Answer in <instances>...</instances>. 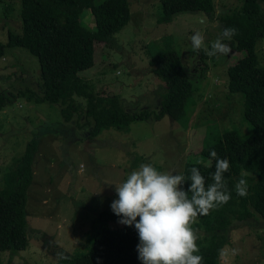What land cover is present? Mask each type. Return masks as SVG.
Listing matches in <instances>:
<instances>
[{"label": "rangeland", "instance_id": "1", "mask_svg": "<svg viewBox=\"0 0 264 264\" xmlns=\"http://www.w3.org/2000/svg\"><path fill=\"white\" fill-rule=\"evenodd\" d=\"M131 19L110 45L98 44L99 64L81 75L101 94L118 95L127 113H160L165 87L155 76L150 60L165 51L179 53L194 84L196 107L188 109L190 127L185 130L171 117L135 122L128 135L107 131L90 138L85 128L86 101L78 99L80 111L64 123L58 105L37 103L41 96V69L36 56L24 48H8L0 60V94L9 104L0 112V190L4 175L20 164L32 140L33 178L26 205L28 247L0 252V264H57V253L76 256L89 250L98 217L117 199L119 184L141 164L161 172L183 174L187 159L199 151L209 131L214 137L236 131L246 138L251 129L243 120L240 94L228 90V69L246 56L231 49L228 55L206 57L192 50L191 36H204V47L220 36L223 15L238 8L242 0H215V12L178 14L172 24H160L162 0H129ZM264 9V4H263ZM84 25L97 29L90 9L82 13ZM22 34L21 0H0V41ZM255 53L264 66V39ZM32 95V98H30ZM79 116L81 118L79 119ZM221 133V134H219ZM196 158V157H195ZM225 232L227 245L220 264H264V219L253 212ZM192 223L197 240L207 236Z\"/></svg>", "mask_w": 264, "mask_h": 264}, {"label": "trees", "instance_id": "2", "mask_svg": "<svg viewBox=\"0 0 264 264\" xmlns=\"http://www.w3.org/2000/svg\"><path fill=\"white\" fill-rule=\"evenodd\" d=\"M263 4L264 0H242L238 8L221 18L224 28L237 30L228 39L231 49L246 53L228 69V90L230 94L242 96L243 120L251 133L242 138L236 131H228L210 143L211 135L207 131L202 148L192 151L190 154L194 157L185 163L183 175L187 178L191 168L197 167L205 177L206 187L213 182L210 173L215 171L216 160L210 156L211 150L230 163L224 179L231 198L201 217L200 224L208 235L197 241L199 251L194 254L203 257L202 264H220L227 245L225 232L235 220L251 217L250 207L264 219V66L259 64L255 53L257 42L264 39ZM161 5L158 22L168 25L178 14L212 15L216 8L215 0H162ZM85 9L95 15L96 30L84 25L81 16ZM21 18L22 34H9L7 44L0 41V60L8 48H24L36 56L41 69V96L35 100L58 105L64 123L74 119L81 108L77 100L83 99L86 101L84 127L91 129L92 140L107 131L128 135L133 123L160 121L166 116L185 130L190 127L196 107L194 84L175 50L162 52L150 60L155 76L165 87L160 113H127L118 95L97 92L95 85L81 75L99 64L98 44L113 43L115 36L130 22L129 0H21ZM8 104L7 97L0 94V112ZM190 106L192 112L188 118ZM36 143V139L32 140L20 164L4 175V187L0 190V252L22 251L28 247L26 205ZM198 160L203 163L197 164ZM241 177L248 184V194L243 197L235 191ZM190 184L186 180L181 187L187 190ZM188 195L190 198L191 193ZM120 219L112 210L104 211L98 217L89 250L60 259L57 264H142L136 247L138 232L134 225L121 224Z\"/></svg>", "mask_w": 264, "mask_h": 264}, {"label": "clouds", "instance_id": "3", "mask_svg": "<svg viewBox=\"0 0 264 264\" xmlns=\"http://www.w3.org/2000/svg\"><path fill=\"white\" fill-rule=\"evenodd\" d=\"M236 31L235 28H223L210 48L204 47V36L196 32L191 36L192 50H203L209 57L228 55L231 49L222 41L231 39ZM210 156L216 163L215 171L210 173L213 182L207 187L205 177L195 166L186 178L183 174L158 171L147 163L141 164L124 181L115 184L118 198L112 201L110 207L121 218V224L134 225L137 230L139 243L136 247L142 264H202L203 257L194 254L199 248L191 225L198 214L207 215L231 198L224 179L230 168L229 160L218 158L214 149ZM186 180H190L191 184L184 190L181 185ZM235 191L241 197L248 194L246 179L241 177L237 181ZM57 256L65 258L62 252Z\"/></svg>", "mask_w": 264, "mask_h": 264}]
</instances>
